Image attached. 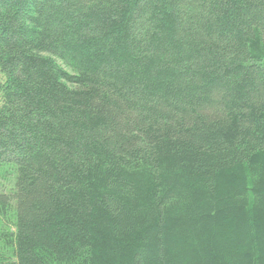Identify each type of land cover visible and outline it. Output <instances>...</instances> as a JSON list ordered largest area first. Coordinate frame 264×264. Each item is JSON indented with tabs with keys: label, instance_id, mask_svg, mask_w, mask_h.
I'll list each match as a JSON object with an SVG mask.
<instances>
[{
	"label": "trees",
	"instance_id": "16d2710c",
	"mask_svg": "<svg viewBox=\"0 0 264 264\" xmlns=\"http://www.w3.org/2000/svg\"><path fill=\"white\" fill-rule=\"evenodd\" d=\"M0 264H264V0H0Z\"/></svg>",
	"mask_w": 264,
	"mask_h": 264
}]
</instances>
